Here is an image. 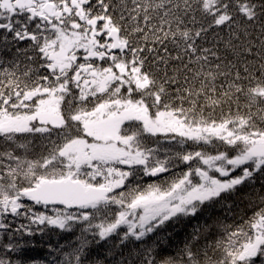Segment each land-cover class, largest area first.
Returning <instances> with one entry per match:
<instances>
[{
  "label": "snow or ice",
  "instance_id": "6c2138e0",
  "mask_svg": "<svg viewBox=\"0 0 264 264\" xmlns=\"http://www.w3.org/2000/svg\"><path fill=\"white\" fill-rule=\"evenodd\" d=\"M0 264H264V0H0Z\"/></svg>",
  "mask_w": 264,
  "mask_h": 264
},
{
  "label": "trees",
  "instance_id": "16d2710c",
  "mask_svg": "<svg viewBox=\"0 0 264 264\" xmlns=\"http://www.w3.org/2000/svg\"><path fill=\"white\" fill-rule=\"evenodd\" d=\"M198 222V219H187L179 224L169 222L165 228L170 233L175 245L179 246L185 240L186 236L192 232ZM63 239L65 237H61V242H63ZM36 240L39 241L40 238L37 237ZM52 242H55V238H53ZM30 255L36 256L37 258H44L47 255L46 248L41 246L40 243H37L35 249L30 252Z\"/></svg>",
  "mask_w": 264,
  "mask_h": 264
}]
</instances>
